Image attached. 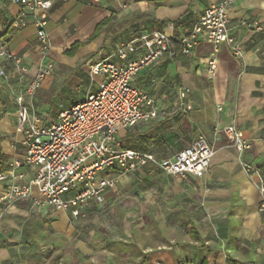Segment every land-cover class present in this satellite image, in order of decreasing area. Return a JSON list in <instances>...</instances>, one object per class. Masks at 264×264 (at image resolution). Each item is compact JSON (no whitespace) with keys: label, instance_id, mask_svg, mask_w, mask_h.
I'll use <instances>...</instances> for the list:
<instances>
[{"label":"crops","instance_id":"0c3cea01","mask_svg":"<svg viewBox=\"0 0 264 264\" xmlns=\"http://www.w3.org/2000/svg\"><path fill=\"white\" fill-rule=\"evenodd\" d=\"M219 2H56L47 27L52 55L63 60L73 44L88 40L102 21L113 17L115 34L103 32L81 47L74 57H67L75 62L82 59L86 95L88 64L100 54L117 61L114 53L118 45L146 31H166L168 23L175 24L173 35L181 37L207 8ZM20 15L19 7L6 2L0 4V39L29 65V77H32L37 70L36 27L31 16L15 26ZM230 18V35L241 58H235L223 45L217 54L213 79L206 74L205 62L212 49L203 45L191 56L165 58L147 67L135 81L139 89L155 100L158 115L121 132V138H127L133 147L126 149L153 152L166 159L204 137L214 150L210 171L202 179L170 177L147 166L125 181L119 176L116 190L107 191L106 201L114 204L121 195L131 196L128 219L140 214L134 208L137 203H141L143 216L151 224L164 216L178 218L168 224L170 230L158 232L159 244L133 243L135 228L131 227L117 233L104 226L101 227L104 231L92 227L85 235L82 218L75 219L69 212L55 211L48 206L36 207L33 199L39 198L37 191L27 200L13 202L4 198L12 184L31 180L32 172L21 168L15 175H24L23 181H16L11 174L0 181V264H116L115 258L125 259L127 264H264V211L260 192L264 184V0H235L230 7ZM140 54L131 58L136 59ZM5 66L11 70L0 58V68ZM53 75L45 82L50 80L51 84L55 80ZM13 86L16 93L23 88L18 83ZM182 89H190L184 99L180 97ZM0 91H3L0 109L6 105V111L0 115V174H4L9 171L10 163L23 155L24 149L19 144L21 136L15 130L14 97L2 77ZM49 114L42 113L50 120L57 119L50 118ZM232 123L250 143V149L243 153L221 132ZM135 178L141 180L136 182ZM102 206L92 205L86 212L87 217L99 213ZM178 228L187 230L185 239L166 234L169 231L177 234ZM155 232L150 226L144 229L148 235Z\"/></svg>","mask_w":264,"mask_h":264},{"label":"built area","instance_id":"2783aa9c","mask_svg":"<svg viewBox=\"0 0 264 264\" xmlns=\"http://www.w3.org/2000/svg\"><path fill=\"white\" fill-rule=\"evenodd\" d=\"M69 1L0 0V4L6 2L21 9L15 26L23 23L27 16L33 18L38 42L37 70L29 77V65L0 39V58L11 67V70L7 66L0 68V77L14 97L15 130L21 136L19 144L24 149L23 155L10 163L9 171L0 174V181L9 174L16 181H23L24 175H15L21 168L30 170L33 175L29 182L12 184L4 198L13 202L27 200L37 191L39 198L33 199L36 207L48 206L55 211L69 212L78 219L84 218L92 205L105 203L107 191L117 188V177L135 175L147 166L170 177L204 178L214 157V150L204 137L195 139L174 156L162 159L153 152L124 148L121 132L158 115L155 100L135 85L137 77L147 67L165 58L191 56L204 45L212 49L205 62L206 74L213 79L217 54L223 45L235 58H241L230 35V7L235 0H220L211 5L181 37L173 35L175 24L168 23L166 31H146L118 45L114 53L117 61L100 54L88 64L89 85L85 97L61 110L57 119L50 120L36 106L43 83L56 69L47 29L49 14L56 2ZM139 52L138 58H131ZM15 83L23 87L20 93L15 92ZM189 93L190 89H182L180 97L184 99ZM221 132L239 153L250 149V143L235 123ZM244 168L249 170L247 165ZM260 192L264 211V184Z\"/></svg>","mask_w":264,"mask_h":264},{"label":"rangeland","instance_id":"374dc122","mask_svg":"<svg viewBox=\"0 0 264 264\" xmlns=\"http://www.w3.org/2000/svg\"><path fill=\"white\" fill-rule=\"evenodd\" d=\"M69 58V57H68ZM56 70L54 72L53 77L55 80L50 84V80L43 83L42 89L38 95V103L37 107L40 113H46L50 111V107L53 106L57 112L60 109H65L69 107L73 102H78L81 100V97L85 95L86 91V83L83 82L82 79V59L78 62H75L74 59L64 58L63 60L56 56ZM68 65L75 66V68H70ZM85 70V69H84ZM87 71V69L85 70ZM87 77V76H86ZM88 79V78H87ZM50 118L55 119L51 114H49ZM121 180H126L127 177H132L131 175L123 176L120 175ZM118 178V177H117ZM120 178V177H119ZM136 182L137 179L135 178ZM119 190L121 189V184L118 186ZM124 193H126L124 191ZM118 202L113 203V201H105L102 208L99 210V213L96 215H92L87 217L86 215L82 218V230L83 234L87 232L89 228L97 227L100 228L101 231H104V228H111L114 233L118 231H124L122 228H125L126 231L131 228H135L133 231L132 242L135 244L141 245H157L160 240L158 232L160 230H170L168 226L169 223L177 221L175 218H167L161 217L155 220L154 223H150L149 219L143 216L142 210L143 207L141 203L135 204V209L140 211V214L135 218H127L126 213L128 210L132 208L130 204L131 196L121 195L118 197ZM153 227L155 229V233L148 235L144 233L145 227ZM121 229V230H119ZM177 234H174L172 231L167 232V235L174 236L179 240H183L187 236V230L177 229ZM86 235V234H85ZM83 235V236H85ZM116 264H127L125 259H114Z\"/></svg>","mask_w":264,"mask_h":264},{"label":"trees","instance_id":"16d2710c","mask_svg":"<svg viewBox=\"0 0 264 264\" xmlns=\"http://www.w3.org/2000/svg\"><path fill=\"white\" fill-rule=\"evenodd\" d=\"M160 28H162L164 25H159ZM103 32H109L112 34H115V30H114V19L113 17L107 18L104 21H102L95 29L94 34L86 41L84 42H77L75 44H73L71 46V48L65 52V56L67 57H74L77 52L79 51V49L87 44H89L90 42H92L93 40H95L98 36H100ZM3 91H0V96L2 95ZM74 105V104H73ZM3 107L0 109V115L3 114L6 111V105L3 104ZM49 113L54 117L57 118L59 115V112L56 111V109L51 106L50 107V111ZM123 142V146L124 148H133L131 146V144L129 143V141L127 140V138L122 139ZM194 237L198 238L197 233H194Z\"/></svg>","mask_w":264,"mask_h":264}]
</instances>
